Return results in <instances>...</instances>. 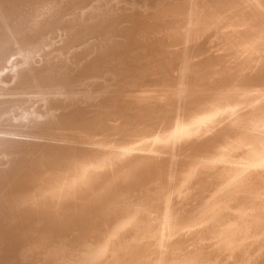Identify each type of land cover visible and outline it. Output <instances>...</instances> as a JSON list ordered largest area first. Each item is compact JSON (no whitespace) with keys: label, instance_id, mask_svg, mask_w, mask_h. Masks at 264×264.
Masks as SVG:
<instances>
[{"label":"bare ground","instance_id":"obj_1","mask_svg":"<svg viewBox=\"0 0 264 264\" xmlns=\"http://www.w3.org/2000/svg\"><path fill=\"white\" fill-rule=\"evenodd\" d=\"M0 264H264V0H0Z\"/></svg>","mask_w":264,"mask_h":264}]
</instances>
